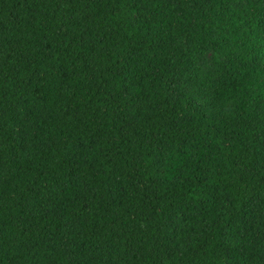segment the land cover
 <instances>
[{"label":"trees","instance_id":"16d2710c","mask_svg":"<svg viewBox=\"0 0 264 264\" xmlns=\"http://www.w3.org/2000/svg\"><path fill=\"white\" fill-rule=\"evenodd\" d=\"M0 264H264V0H0Z\"/></svg>","mask_w":264,"mask_h":264}]
</instances>
